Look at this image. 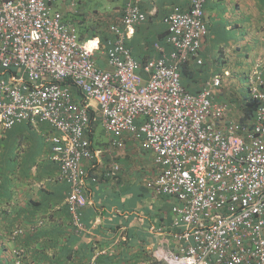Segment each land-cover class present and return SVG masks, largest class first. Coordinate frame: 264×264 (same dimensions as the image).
<instances>
[{
  "label": "built area",
  "instance_id": "1",
  "mask_svg": "<svg viewBox=\"0 0 264 264\" xmlns=\"http://www.w3.org/2000/svg\"><path fill=\"white\" fill-rule=\"evenodd\" d=\"M56 1L65 0H0V123L39 119L56 129L47 139L70 184L66 201L75 231L85 228V181L98 179L85 132L95 101L112 143L123 147V136L131 135L151 151L159 173L148 185L174 198L172 225H184L175 234L186 243L180 252L160 248L157 257L168 264H264L263 71L248 75L258 108L246 127L226 119L227 107L214 102L219 76L196 94L181 82L179 64L196 56L208 31L205 0L165 17L174 44L170 62L161 57L141 66L124 44L129 30L111 25L117 38L104 50L108 68L98 62L99 41L81 40L55 11ZM138 1L126 5L127 29L146 18ZM119 170L112 163L106 175Z\"/></svg>",
  "mask_w": 264,
  "mask_h": 264
},
{
  "label": "crops",
  "instance_id": "2",
  "mask_svg": "<svg viewBox=\"0 0 264 264\" xmlns=\"http://www.w3.org/2000/svg\"><path fill=\"white\" fill-rule=\"evenodd\" d=\"M190 2L138 1L146 20L133 29L120 25L129 30L126 42L136 60L170 53L164 19L175 7L188 10ZM123 7L124 0H65L56 1L54 8L76 25L82 40L99 41L97 52L103 62L102 45L111 46L109 40H116L110 27L121 23ZM205 19L208 33L196 58L188 61L182 84L197 93L219 76L214 102L227 107L226 119L251 127L253 118L247 117L244 103L248 73L257 68L264 72V0H206ZM73 92L77 101H83L81 93ZM92 102L94 119L86 137L97 154L98 181H85L82 231L69 232L72 218L65 205L70 185L51 158L52 144L47 139L56 129L39 119L11 127L0 123V264H28L18 247L22 236L21 247L30 264H168L157 257V250L179 247L172 240L177 230L172 225L174 199L148 185L159 173L153 153L131 135L123 136V147L115 146ZM94 161L84 159V164ZM112 163L120 165L116 178L104 175ZM4 246L8 253L1 249Z\"/></svg>",
  "mask_w": 264,
  "mask_h": 264
},
{
  "label": "trees",
  "instance_id": "3",
  "mask_svg": "<svg viewBox=\"0 0 264 264\" xmlns=\"http://www.w3.org/2000/svg\"><path fill=\"white\" fill-rule=\"evenodd\" d=\"M127 3H128V0H124V6H126L127 5ZM205 3H206V0L204 1V9H205ZM138 4V3H137ZM139 5V4H138ZM54 7H55V3H54ZM141 8V7H140ZM55 9V11H61V10H59V9H57V8H54ZM142 10V9H141ZM143 11V10H142ZM144 12V11H143ZM62 13V12H61ZM145 13V12H144ZM123 16H124V13L122 14ZM145 15H146V13H145ZM146 18H147V15H146ZM146 18H145V20H146ZM145 20H143V22L145 21ZM165 20V19H164ZM206 20V19H205ZM62 21L63 22H65V23H67L68 25H71V26H76L74 23H72V22H68V21H66L65 20V18H64V14H62ZM142 22V23H143ZM166 22V21H165ZM166 25H167V41L169 42V44H170V46H171V48H170V53L169 54H165L164 52L160 55V56H157V57H154V58H150V59H148V60H145V61H138L139 63H140V65L141 66H144L146 63H148L150 60H153V59H159V58H161V57H166L167 58V60L170 62V59H171V53H172V51L174 50V44L169 40V37H170V35H171V33H170V31H169V26H168V24L166 23ZM80 38H81V36H80ZM115 39L117 38V35L115 34V37H114ZM82 39V38H81ZM127 39L125 40V46H126V48H128L129 49V51H130V53H131V50H130V48H129V46L127 45ZM106 41H104V39H103V43H105ZM156 45H157V43H156ZM103 46V48L104 47H110V46H107L106 44H103L102 45ZM162 49V48H161ZM200 51V49L197 51V54H198V52ZM197 54H196V56H197ZM131 55H132V53H131ZM133 56V55H132ZM196 56H194L193 57V59H195L196 58ZM134 58V57H133ZM191 58V57H190ZM189 58V59H190ZM188 59V60H189ZM188 60L187 61H184V62H182V63H180L179 64V67H180V71H181V81H182V73H184V71L186 70V68H188L189 66H188ZM141 72H143V69L141 68V70H140ZM263 74H264V72H263ZM183 85V84H182ZM184 86V85H183ZM186 89V88H185ZM202 89V88H201ZM200 89V90H201ZM72 90H75V91H77V92H81L79 89H78V87H76V86H73L72 87ZM199 90V91H200ZM257 108H258V101L257 100H255V99H253V98H250L249 96L245 99V103H244V110L246 111V113H247V117L248 118H250V119H252L253 118V120H254V116L256 115V113H255V111H257ZM92 114V113H91ZM94 118H90V122H89V124H88V126L86 127V131L89 129V127L90 126H92V124H93V122H92V120H93ZM22 122V121H21ZM250 122V121H249ZM18 123V122H17ZM85 131V132H86ZM159 169V168H158ZM119 172V171H118ZM118 172H117V174H118ZM92 173V170L90 171V174ZM104 175L106 176V177H109V176H107L105 173H104ZM117 177V175L115 176V177H113V178H116ZM90 180H92L93 182H97L98 181V179L97 180H94L93 179V176H90V177H88ZM70 185V184H69ZM150 187H152V186H150ZM153 188V187H152ZM156 192V191H155ZM157 193V192H156ZM157 194H159V195H166V196H168L169 194H164V193H157ZM169 196H171V195H169ZM172 198H173V196H171ZM174 199V198H173ZM173 204H174V202H173ZM173 206V205H172ZM172 206H171V208H172ZM85 208H86V205L83 207V208H81L80 209V212H81V220H82V222H83V216H84V213H85ZM172 211V210H171ZM65 213L67 214V216L69 215V216H71V218H72V215H71V213H70V210H69V204H68V202L66 201V205H65ZM73 220V219H72ZM173 220V219H172ZM70 227V233L71 232H74V225H73V223H71V225H69ZM183 228H184V225H181V226H179V227H177V230L176 231H174V233H173V236H174V238L172 237V240L173 241H177V242H179L180 243V245H179V247L177 248V249H172V250H174V252H180V250H181V247L184 245V240L183 239H179L177 236H176V234L175 233H181L182 232V230H183ZM33 235L34 234H30V237L31 238H33ZM24 236H22L21 238H22V244L24 243V241H25V239L23 238ZM2 240V239H1ZM18 239H16V241H17ZM4 241V240H3ZM186 243V242H185ZM19 250H21V252L24 254V259H25V261L28 263V264H30L29 263V259H28V255H27V253L25 252V248L24 247H21V242L19 241ZM1 249H3V251H5V252H7L8 253V249H7V247L6 246H4V247H1ZM4 254H6V253H4Z\"/></svg>",
  "mask_w": 264,
  "mask_h": 264
},
{
  "label": "clouds",
  "instance_id": "4",
  "mask_svg": "<svg viewBox=\"0 0 264 264\" xmlns=\"http://www.w3.org/2000/svg\"><path fill=\"white\" fill-rule=\"evenodd\" d=\"M125 8H126V6L123 7L124 13H125ZM122 17H123V15H122ZM121 19H122V18H121ZM206 23H207V22H206ZM119 25H122V26H123L122 21H121V23H120ZM207 27H208V26H207ZM110 28H111V27H110ZM77 30H78V29H77ZM78 33H79V32H78ZM207 33H208V31H207ZM207 33H206V34H207ZM205 36H206V35H205ZM205 36H204V37H205ZM79 37H80V36H79ZM204 37H203V39H204ZM80 39H81V38H80ZM203 39H202V42H203ZM81 40H82V39H81ZM92 44H93V43H92ZM201 46H202V44H201ZM105 48H106V47H104V49H105ZM200 49H201V48H200ZM96 52H97V51H96ZM96 54H97V56H98V57H97V58H98V62L102 65V63H104V60H103V62H100V58H102V57H100V56L98 55V52H97ZM193 57H194V56H193ZM193 57H191L190 59H192ZM102 59H103V58H102ZM104 59H105V58H104ZM190 59H189V60H190ZM189 60H188V61H189ZM198 61L201 62L200 59H199ZM104 64H105V63H104ZM102 66H104V65H102ZM179 69H180V67H179ZM257 69H258V68H257ZM254 70H255V69H254ZM252 71H253V70H251V71L248 73V75H249ZM180 74H181V71H180ZM248 75H247V83H248ZM214 77H215V76H214ZM212 78H213V77H212ZM181 82H182V81H181ZM183 87H184V86H183ZM184 88H185V87H184ZM186 90H187V89H186ZM187 91H188V90H187ZM189 92H190V91H189ZM198 92H199V91H198ZM198 92H197V93H198ZM248 92H249V89H248ZM191 93H192V92H191ZM195 94H196V93H195ZM248 96H249V93H248ZM249 97H250V96H249Z\"/></svg>",
  "mask_w": 264,
  "mask_h": 264
}]
</instances>
